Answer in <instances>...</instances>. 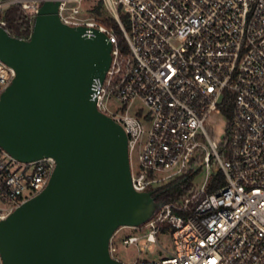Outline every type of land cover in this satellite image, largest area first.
Masks as SVG:
<instances>
[{
	"label": "built area",
	"instance_id": "2783aa9c",
	"mask_svg": "<svg viewBox=\"0 0 264 264\" xmlns=\"http://www.w3.org/2000/svg\"><path fill=\"white\" fill-rule=\"evenodd\" d=\"M44 1L0 0V28L6 31L1 15L14 5L33 26ZM101 1L123 34L125 52L110 30L83 15L81 0H61L58 17L88 34L104 33L112 45L92 98L127 137L133 190L153 195L188 172L207 171L201 186L160 201L134 228L138 234L122 239V247L137 249L134 260L115 258L114 236L110 257L121 264H264V0ZM14 77L0 61V97ZM111 102L112 112L105 106ZM213 113L226 119L221 144L205 129ZM55 165L50 157L19 162L0 147V221L44 190ZM211 168L223 184L208 191Z\"/></svg>",
	"mask_w": 264,
	"mask_h": 264
},
{
	"label": "water",
	"instance_id": "95a60500",
	"mask_svg": "<svg viewBox=\"0 0 264 264\" xmlns=\"http://www.w3.org/2000/svg\"><path fill=\"white\" fill-rule=\"evenodd\" d=\"M45 0L30 37L0 28V61L15 77L0 97V147L19 162L56 165L44 190L0 221L3 264H121L109 241L162 206L131 185L127 137L99 112L92 86L111 63L108 37L61 23Z\"/></svg>",
	"mask_w": 264,
	"mask_h": 264
},
{
	"label": "trees",
	"instance_id": "16d2710c",
	"mask_svg": "<svg viewBox=\"0 0 264 264\" xmlns=\"http://www.w3.org/2000/svg\"><path fill=\"white\" fill-rule=\"evenodd\" d=\"M102 5V1L99 0V4L91 9V14L96 19V21L105 26L108 30H110V32L114 34L117 39L119 48L122 52H125L126 49L123 47V34L114 17L107 11L104 12V14L101 12L100 9L102 8ZM1 18L5 21L6 31L10 36L18 39H24L30 35L32 30L31 21L20 6L14 5L9 7L3 12ZM120 18L121 20H123V16H121ZM223 112L227 113L225 110H223ZM197 172H188L180 179H177L167 186L156 190L152 195L154 200L156 202H170L181 198L191 188V181ZM222 184L223 177L220 172H217L213 176H211L208 185V191H213Z\"/></svg>",
	"mask_w": 264,
	"mask_h": 264
},
{
	"label": "rangeland",
	"instance_id": "374dc122",
	"mask_svg": "<svg viewBox=\"0 0 264 264\" xmlns=\"http://www.w3.org/2000/svg\"><path fill=\"white\" fill-rule=\"evenodd\" d=\"M99 4V0H81V10L83 11V15L85 17H90L94 18L93 15L91 14V9L94 8ZM103 4V2H102ZM74 6V5H73ZM101 12L104 14V12L107 11L105 5H102V8L100 9ZM108 12V11H107ZM123 47L126 49L127 48V43L125 39L123 38ZM105 106L108 111H114L115 110V103L111 102L110 103H105ZM225 125H226V119L223 115L220 114H211L209 118L207 119L205 123V129L206 131L210 134L211 139L217 143L221 144L224 141V136H225ZM137 163L135 158L132 159V167H136ZM215 173H217V170L215 168H211V176H213ZM207 175L206 168H201L193 177L191 184L194 186H201L203 181L205 180ZM178 191V190H175ZM138 234V230H135L134 228H120L114 233L115 240L113 242V246L116 249L115 253V258L122 261V262H129L134 260L138 256L137 249L135 248H124L121 245V241L123 238L127 236H134ZM159 239V245L163 249H168L169 250V243L166 238H158ZM156 250V247H154ZM139 257L147 258V259H158L159 258V253L157 254H151L148 253L145 255L144 253L140 254Z\"/></svg>",
	"mask_w": 264,
	"mask_h": 264
}]
</instances>
